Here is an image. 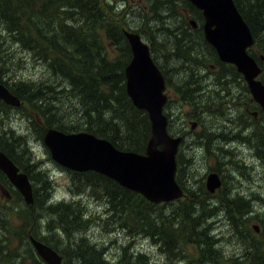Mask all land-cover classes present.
<instances>
[{
	"label": "rangeland",
	"instance_id": "rangeland-1",
	"mask_svg": "<svg viewBox=\"0 0 264 264\" xmlns=\"http://www.w3.org/2000/svg\"><path fill=\"white\" fill-rule=\"evenodd\" d=\"M156 1L158 9L153 6L148 10L150 0H103L105 7L112 8V11L107 10L115 24L140 34L152 46L162 68L167 70L172 87L168 86L170 102L165 113L171 117L174 135L186 136L180 146L178 157L181 159L176 175L185 197L161 204L147 200L158 205L148 209L155 216L165 217L172 214L178 203L189 202L190 195L205 200L207 177L210 173H218L223 186L214 197L210 196L208 203L219 204L221 211L209 221L211 235L220 238L219 247L227 256L240 257L244 251L243 241L247 242L248 236L264 241V161L259 157L263 150L264 112L253 101L243 77L239 84L236 81L230 83L231 98L216 94L219 89L216 91L217 84L213 81L217 75L224 77L222 83L236 75L230 74L231 65L228 64H217L219 70L213 71L210 65H216L215 53L203 42L189 48L191 54L184 60L174 59L179 55L183 58L185 54L173 53L176 42L172 33L176 27L187 30L185 27L193 19L200 24L199 15L186 0ZM163 3L175 12L171 14L162 9ZM156 12H159L158 17ZM187 31L191 39L198 40V34L192 29ZM3 32L0 24V42L3 41L0 45V81L6 86L32 83L33 91L35 86H41L43 101L32 99L22 108L10 107L0 101V151L5 148L12 154L11 160L28 176L34 192L31 207L13 185L8 186L11 198L0 190V264H48L37 256L31 237L53 247L61 255L63 264H79L76 250L85 242L98 245L111 261L119 259L123 253L127 256L142 253L148 256L150 264H184L182 260L169 258L164 249L139 231L140 226H134L129 212L107 198L102 187L88 184L75 176L74 171L53 160L44 144L48 126L65 123L80 125L82 129L87 119L83 116L82 106L78 107L81 102L69 91L62 77L53 76L45 63L13 43ZM101 34L107 58L116 60L125 42L112 47L106 32ZM259 45L264 46L262 41ZM250 53L258 58L263 55L256 46ZM130 60L127 59V65ZM260 64L264 71V62ZM190 80H197L195 84L199 82V86L204 84L205 87L208 86L205 83L210 82L215 90L197 95L198 99L192 96L188 102H181L177 89ZM117 105L113 104V107ZM120 108L108 112L107 122L118 125L122 135L136 138L144 133L142 127L135 132L128 129L126 123L131 113L129 109ZM143 119L141 114L139 120ZM194 120H200V126L192 131ZM85 128L72 133L87 132ZM0 181L3 185L7 182L1 170ZM225 198L236 199L237 210L248 213L241 217L234 210L235 217L231 220L221 203ZM195 250L189 246L184 254L194 256Z\"/></svg>",
	"mask_w": 264,
	"mask_h": 264
},
{
	"label": "trees",
	"instance_id": "trees-1",
	"mask_svg": "<svg viewBox=\"0 0 264 264\" xmlns=\"http://www.w3.org/2000/svg\"><path fill=\"white\" fill-rule=\"evenodd\" d=\"M150 2L148 10L153 6L157 10L158 1ZM234 2L252 32L256 48L259 47V51L263 53L259 58L253 55L261 62L264 46L259 44L262 41L264 45V0ZM163 4L165 6L162 9L168 10L171 14L175 12L170 5ZM107 9L112 11L111 7H105L103 0H0V24L3 33L8 34L13 43L33 53L38 60L48 66L53 76H63L69 91L81 102L78 107L83 108V116L87 119L84 127H87L85 129L88 133L110 141L118 150L145 153L147 148L145 142L151 137L149 115L137 109L127 94L125 69L127 59L131 56L129 43L124 30L118 23L115 24ZM156 13L158 17L159 12ZM185 28L192 29L190 24ZM103 31L106 32L112 47L125 42L119 49L120 57L114 61L107 58L101 34ZM172 34L177 37L176 32ZM202 42L214 50L205 40ZM1 43L3 41L0 45ZM183 52L186 58L191 54V49ZM229 68L231 75H240L234 67ZM8 87L22 101L21 107L24 103H31L32 99L40 103L43 101L41 86H35L34 91L31 89L32 83L19 82ZM113 104L118 105L113 107ZM119 106L125 108L124 110L129 109L131 113V118L126 123L128 129L135 132L142 127L144 133H140L136 138L124 133L122 135L118 125L107 122L106 116H110L108 112L112 108L115 111L121 110ZM141 114L144 115L143 120H139ZM48 127L66 134L79 132L84 128L65 123ZM262 146L263 150L259 157L264 161V137ZM3 152L11 158L12 154L5 148ZM179 159L181 158L178 157V164ZM73 174L92 186L102 187L106 197L113 199L122 209H126L134 226H140L139 231L154 240L157 246L165 250L169 258L182 260L184 264H264V241L251 235L247 237V242L243 241L244 251L240 257L227 256L222 247H219L221 240L211 235L212 226L209 221L221 211V208L219 204L208 203L210 196L214 197L208 191L205 200L190 195L189 202L178 203L171 215L162 217L155 216L148 209L156 208L158 205L149 203L139 193L121 187L112 179L95 172ZM236 202V199L221 200L231 220L235 217L234 210L241 217L248 213L238 211L235 207ZM189 246L196 248L194 256L184 254ZM76 252L79 264H150L148 256L142 253L130 256L123 253L119 259L111 261L104 255L103 249L88 242L79 245Z\"/></svg>",
	"mask_w": 264,
	"mask_h": 264
},
{
	"label": "water",
	"instance_id": "water-1",
	"mask_svg": "<svg viewBox=\"0 0 264 264\" xmlns=\"http://www.w3.org/2000/svg\"><path fill=\"white\" fill-rule=\"evenodd\" d=\"M202 11L206 41L215 48L219 59L236 66L248 84L255 103L264 111V83L259 79L262 67L248 52L254 43L252 32L237 9L234 0H190ZM193 26H196L192 22ZM133 58L126 68V89L133 105L148 113L151 137L145 153L118 150L110 141L87 132L66 134L49 129L44 144L52 158L74 172H96L114 180L120 186L139 193L154 204L180 199L184 191L176 181L177 155L182 138L172 137L168 117L166 83L155 64L150 48L138 33L125 31ZM264 61V58H263ZM0 100L20 107L22 102L0 83ZM257 114L255 113V116ZM0 170L19 190L28 205H33V187L26 174L0 151ZM207 191L214 194L222 187L218 173H210ZM39 256L48 264H63L62 257L46 244L31 239Z\"/></svg>",
	"mask_w": 264,
	"mask_h": 264
},
{
	"label": "flooded vegetation",
	"instance_id": "flooded-vegetation-1",
	"mask_svg": "<svg viewBox=\"0 0 264 264\" xmlns=\"http://www.w3.org/2000/svg\"><path fill=\"white\" fill-rule=\"evenodd\" d=\"M187 1V0H186ZM190 3V2H189ZM190 7L196 12L198 13V20L200 21V24L195 20H191L190 21V25L192 27V31L196 34H198L199 38L198 40H193L190 38V35L188 34V31L185 30V29H180L178 28L175 32L177 34V37H175V43H173V46L176 45V48H173V53H185L183 51L185 50H189V48H192L193 45H200L202 43V41H206V38H205V33H204V24H205V19H204V16H203V13L198 10L195 6H193L191 3H190ZM201 16V18H200ZM192 22L195 23L196 26H193ZM175 36V35H174ZM207 42V41H206ZM195 47V46H194ZM214 49V48H213ZM215 51V56H214V60H215V63L216 65L214 64H211V68L213 69V71L215 70H219L218 68V65H221V60L219 59L218 57V54L216 52V50L214 49L213 52ZM150 52H151V56L155 62V64L157 65V67L161 70L163 76H164V79H165V83H166V94H167V97H168V100H167V103L165 104V107H164V110L166 109L167 105L169 104L170 102V97L168 95V92H169V89H168V86H171L172 87V82L169 80V76H168V72L167 70H165V68L163 69L162 66L159 64V62L157 61L156 57L154 56V50L152 49V46L150 45ZM129 53H131V56H130V59L132 58L133 54H132V51H131V48L129 46ZM173 53L171 54V56L173 55ZM170 56V57H171ZM184 55H183V58H182V55H179V56H176L174 59H183L184 60ZM201 65H203V60H201ZM218 64V65H217ZM230 67H233V66H230ZM237 69V68H235ZM237 71V70H236ZM216 75V73H215ZM241 77H243L242 75L240 77L238 76H232V77H229L226 79L225 83H222V81H224V77H222V75H217L215 80L213 81V83L216 85L217 89H216V94L219 95H224L222 97H225V95H227V98H231L233 95L231 93V85L230 83L232 81H236L237 83L240 82L241 80ZM244 78V77H243ZM195 81L197 80H190V81H187L186 84H183L180 85L177 89V92H180V95L178 96V98L181 99V102L184 101V102H188V99L190 97L193 96V98L195 99V97H197L198 99V96L199 94H203L205 91H207L209 93L208 90L212 89L213 91L215 90L212 86V84L210 82H206L205 84H208L207 87L204 86V84H202L201 86H199V82H198V85L195 84ZM239 84V83H238ZM245 86V85H244ZM200 120L196 121L194 120L192 122V131H195L196 129H198V127L200 126ZM170 128L172 130V132H170ZM173 125H172V121H171V117L169 118V133L173 136V137H180L182 138V143L184 142L186 136H176L174 135L173 133ZM199 136V135H198ZM200 137H202V135H200ZM21 169V168H20ZM6 176V175H5ZM6 183L3 185L0 181V190L1 192L7 196L8 198L10 197L11 198V192L10 190L8 189V186H12V184L10 183V180L8 179V177L6 176ZM33 237L30 238V241L32 243V239ZM40 242L46 244L45 242L41 241ZM47 246L51 247L50 245L46 244ZM32 246L37 254V256H39L38 252L36 251L33 243H32ZM53 249V247H51ZM56 251V250H55ZM57 252V251H56ZM58 253V252H57ZM40 257V256H39ZM41 258V257H40ZM42 259V258H41Z\"/></svg>",
	"mask_w": 264,
	"mask_h": 264
},
{
	"label": "bare ground",
	"instance_id": "bare-ground-1",
	"mask_svg": "<svg viewBox=\"0 0 264 264\" xmlns=\"http://www.w3.org/2000/svg\"><path fill=\"white\" fill-rule=\"evenodd\" d=\"M63 77V76H62Z\"/></svg>",
	"mask_w": 264,
	"mask_h": 264
}]
</instances>
